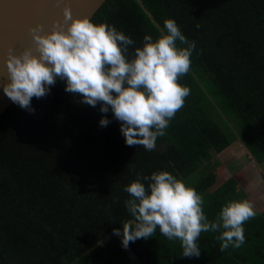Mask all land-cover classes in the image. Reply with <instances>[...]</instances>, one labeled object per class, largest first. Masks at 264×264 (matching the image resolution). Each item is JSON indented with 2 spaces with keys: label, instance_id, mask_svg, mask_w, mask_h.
Instances as JSON below:
<instances>
[{
  "label": "trees",
  "instance_id": "1",
  "mask_svg": "<svg viewBox=\"0 0 264 264\" xmlns=\"http://www.w3.org/2000/svg\"><path fill=\"white\" fill-rule=\"evenodd\" d=\"M143 2L108 0L92 21L129 36L131 59L145 35L157 39L174 19L196 43L179 80L190 88L184 106L147 151L126 145L111 111L100 126L101 105L82 104L64 81L32 99L34 113L13 104L0 116V264H132L130 251L141 264H264V212L245 223L239 248L222 252L219 232L201 233L199 257H183L181 242L159 229L127 249L114 237L133 220L123 189L138 176L168 171L186 184L198 177L192 188L213 221L245 197L235 178L217 187L220 170L206 164L237 140L264 162V0Z\"/></svg>",
  "mask_w": 264,
  "mask_h": 264
},
{
  "label": "clouds",
  "instance_id": "2",
  "mask_svg": "<svg viewBox=\"0 0 264 264\" xmlns=\"http://www.w3.org/2000/svg\"><path fill=\"white\" fill-rule=\"evenodd\" d=\"M35 50L19 54L9 51L6 82H0L4 94L16 105L30 112L33 98L50 93L58 80L65 91L79 96L80 102L105 114L100 126L113 119L120 122L127 146L156 149L158 137L166 134L171 119L184 106L190 88L179 83L191 68L195 41H190L174 19H166L157 39L144 36L142 47L113 25L94 23L90 18H73L64 8V22L41 34L33 30ZM179 42V44H178ZM179 45H184L181 47ZM142 180L148 181V186ZM129 194L124 204L133 218L115 228L127 249L138 239L153 237L157 229L169 240H179L183 257H199L197 243L201 233L219 232L220 250L239 248L245 243L244 225L257 215L252 201L227 202L215 220L204 212L203 197L196 189L168 171L138 176L123 189Z\"/></svg>",
  "mask_w": 264,
  "mask_h": 264
},
{
  "label": "water",
  "instance_id": "3",
  "mask_svg": "<svg viewBox=\"0 0 264 264\" xmlns=\"http://www.w3.org/2000/svg\"><path fill=\"white\" fill-rule=\"evenodd\" d=\"M108 0H0V82H6L9 51L19 54L26 48L35 50L33 30L50 32L64 22V8L69 7L73 18L91 20ZM143 6V0H139ZM152 15V13L147 9ZM14 103L0 87V116Z\"/></svg>",
  "mask_w": 264,
  "mask_h": 264
},
{
  "label": "crops",
  "instance_id": "4",
  "mask_svg": "<svg viewBox=\"0 0 264 264\" xmlns=\"http://www.w3.org/2000/svg\"><path fill=\"white\" fill-rule=\"evenodd\" d=\"M248 153L249 151L237 140L223 153L216 155L213 162L218 164V168L226 166V169H228V173L226 172L227 181L231 178L237 179L245 199L253 202L257 213H263L264 162H257L250 154L247 155ZM213 162L206 164L205 168L212 165ZM226 164H229V166ZM209 169L211 167L207 168V171Z\"/></svg>",
  "mask_w": 264,
  "mask_h": 264
},
{
  "label": "rangeland",
  "instance_id": "5",
  "mask_svg": "<svg viewBox=\"0 0 264 264\" xmlns=\"http://www.w3.org/2000/svg\"><path fill=\"white\" fill-rule=\"evenodd\" d=\"M247 155H249V154H247ZM226 163H229V162H226ZM226 165H228L229 166V164H226ZM240 166H241V163H240ZM209 167H211V169L212 170H215V169H218V164L217 163H215V162H213V164L212 165H210ZM211 169H209V170H211ZM208 170V171H209ZM220 170V172H219V179H220V181H219V183H218V185H217V187L218 186H220L223 182H226L227 181V179H228V176L226 175V172L228 173V169H226V166L225 167H221V168H219L217 171H219ZM216 171V172H217ZM195 178H197V180L196 179H192L188 184H187V186H189V187H192L193 185H194V181H196V183H197V181H198V177H195ZM200 178V177H199ZM8 179H10L11 180V178L9 177ZM213 187H210L209 188V192H211L213 189H212ZM114 237H121V236H114ZM130 256H131V258H132V260H133V263L132 264H141V263H138V259H137V257L133 254V253H131V251H130Z\"/></svg>",
  "mask_w": 264,
  "mask_h": 264
}]
</instances>
